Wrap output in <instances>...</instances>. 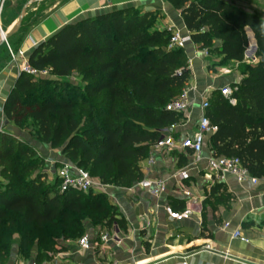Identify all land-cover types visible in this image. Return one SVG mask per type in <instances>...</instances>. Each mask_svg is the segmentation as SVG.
<instances>
[{"label":"trees","instance_id":"16d2710c","mask_svg":"<svg viewBox=\"0 0 264 264\" xmlns=\"http://www.w3.org/2000/svg\"><path fill=\"white\" fill-rule=\"evenodd\" d=\"M169 1L193 43L222 55L223 62H239L244 75L231 84L234 104L219 90L210 98L213 156L237 157L251 175L263 177L264 20L223 0ZM134 11L124 7L61 27L27 55L33 68L55 78L20 73L4 106L8 121L30 123L38 140L60 147L72 164L117 187L142 179L139 161L162 129L180 121L166 105L186 87L190 72L183 49H168L169 37L149 30L158 15ZM246 27L256 42L255 65L243 62ZM250 42L252 49V37ZM73 73L80 83L62 80ZM43 164L32 147L0 133V239L15 231L23 239L59 231L77 236L83 219L110 220L104 195L59 193L42 179Z\"/></svg>","mask_w":264,"mask_h":264},{"label":"crops","instance_id":"0c3cea01","mask_svg":"<svg viewBox=\"0 0 264 264\" xmlns=\"http://www.w3.org/2000/svg\"><path fill=\"white\" fill-rule=\"evenodd\" d=\"M26 1L0 0V30L5 33L11 30ZM223 1L254 13L231 0ZM121 5L143 6L144 12L158 10V22L163 28L189 32L180 11L163 0H56L44 18L21 30L20 35H16L18 31L0 46V133L13 136L37 152L44 160L41 168L44 180L49 179L54 164L68 160L62 152L50 153L48 144L32 136L36 135L33 127L28 130L27 125L18 127L6 119L5 102L19 76L18 67L7 58V49L21 47L29 55L64 25L120 9ZM245 31L252 33L248 27ZM253 42L256 44L254 35ZM220 45L219 39L214 40L215 47ZM204 49L207 48H201L192 41L183 49L190 71L186 88H191L192 104L187 119L176 123L175 138L190 136L195 130L200 117V103L196 110L195 102L198 98L201 101L208 89L217 91L224 85L238 84L244 76L232 67L239 62H223L222 55L211 52L205 56ZM253 51L255 55L252 58L244 53L245 64L258 62L256 49ZM193 117H196L194 121ZM213 132L207 133L197 161L188 149L175 147L157 151L153 144L149 146L148 155L138 164L142 178L166 182V190L160 196H151L135 187V183L117 187L103 184L94 177L96 186L89 192L105 196L111 209L110 220L83 219V231L71 237L59 231L53 236L41 233L23 239L15 231L10 239H0V264H28L31 261L40 264H264V180L239 182L231 174L220 179L210 174L207 162L213 157L209 144ZM150 155L154 157V163L144 173L146 159ZM184 167L189 169V184L201 206L190 218L175 221L167 216L164 206L170 205L176 210L183 207L182 197L173 191L172 174ZM236 230L244 240L233 237ZM103 234H108L110 240L104 243L100 239ZM83 235H88L91 241V248L86 250L78 245Z\"/></svg>","mask_w":264,"mask_h":264},{"label":"built area","instance_id":"2783aa9c","mask_svg":"<svg viewBox=\"0 0 264 264\" xmlns=\"http://www.w3.org/2000/svg\"><path fill=\"white\" fill-rule=\"evenodd\" d=\"M191 41L190 33H182L178 29L172 28L168 38V49H184L186 44ZM10 61L18 67L19 74L26 73L33 77H48L50 76L49 70L45 69L42 71L33 68L27 59V51L19 49L15 53L9 48ZM203 54L208 55V50L204 49ZM20 61V65H18ZM191 88H184L182 93L176 98L171 100L166 105V110L174 112L176 114L183 113L188 110L192 104L190 99ZM215 90L208 89L207 92L202 95L199 104L200 117L197 122L195 130L190 136H184L175 138L174 130L177 124H171L164 128L160 132V137L153 143V148L157 151H162L170 148H182L188 149L194 160L197 161L200 158V154L203 149L205 137L207 133L215 130V126H212L209 117L206 114L207 109L210 105V98ZM219 92L222 96L229 99L231 104L236 101L231 98L233 87L231 84L224 85L219 88ZM154 163V157L148 156L146 159V166L143 169L144 173L148 172ZM54 169L48 180L58 181V192L65 193L68 191H76L87 193L96 186V181L89 172L81 167L72 164L70 161H62L54 164ZM207 171L213 174L217 179H220L225 174L233 175L237 181L245 182L250 181L256 183L263 179V177H256L251 175L248 170L242 165L241 161L237 157H225V156H213L208 159ZM173 178V191L179 194L183 199V207L181 209H174L170 205L164 206V211L169 218L175 221H183L191 217L194 211H199L201 203L196 198L191 190L190 186V174L188 167L178 169L172 174ZM135 187L147 191L151 196L158 197L166 190V182L160 179H151L143 177L141 180L135 183ZM228 224H225L227 227ZM233 237H240L238 230L234 231ZM242 240L244 238L240 237ZM100 239L105 243L110 240L108 234L101 235ZM78 245L81 249L86 250L91 248V241L88 235H83L78 240ZM28 264H40L36 261H31Z\"/></svg>","mask_w":264,"mask_h":264},{"label":"rangeland","instance_id":"374dc122","mask_svg":"<svg viewBox=\"0 0 264 264\" xmlns=\"http://www.w3.org/2000/svg\"><path fill=\"white\" fill-rule=\"evenodd\" d=\"M163 1L171 3L169 0H163ZM231 1L236 3L242 9H246V10L248 9L250 11H253L254 14H256L257 16H259L260 18H262L264 20V0H231ZM55 3H56V0H45L44 2H42V3L38 4V5L29 6L26 9V11H25L26 14H25L24 20L22 22V27H21V29L19 30V32L16 35H20V31L21 30H23V29H25L27 27L35 25L39 20L44 18V16H46V14L49 12L50 8H52L53 4H55ZM121 7L124 8V7H127V6L126 5H121ZM34 8H35V10H33ZM134 8H135V11H134L135 13H143L144 12L143 6H134ZM151 11L153 12V14L159 15L158 10H151ZM100 13H102V12H100ZM158 19H159L158 16H157L156 19H153V25H152V27L149 30L153 31L154 29H156V30L160 29L161 31H163L166 34V36L169 37L171 30L170 29L167 30L165 27L163 28L161 26L160 22H158ZM250 33L251 32H246L247 43H248L246 50L249 51L248 56H247L248 58H252L255 55V53L253 51V48L251 49V42H250L251 41V36H250ZM10 49L15 53L16 51L21 49V47H18L16 49H14V48H10ZM7 58L10 60L9 48L7 49ZM18 63H19L18 65H20V61H18ZM232 67L234 69H236V70H240L241 65L237 64V63H234V64H232ZM45 78L53 79L55 77L50 75V76L45 77ZM34 79L39 80L41 78L34 77ZM62 80L66 81V82H69L71 84L80 83L79 78H78L76 73H73L70 76L63 78ZM51 87L52 86H50V85L49 86H45L43 88V90L46 91V93H47V92L50 91L49 89H52ZM182 91H181V93H182ZM174 99H176V98H174ZM199 103H200V99L198 98L197 101L195 102L196 110H197V107H198ZM190 111H191V108L189 107L187 111H185L183 113H180L179 114L180 115V120L181 121H185L187 119V116H189ZM195 118L193 117L191 119L194 121ZM26 125L28 126V130H30V127H32V125L30 123H27ZM32 136L36 137V135H34V134ZM49 150H50V153H53V152L54 153H60L61 152V148L60 147L53 148V147L49 146ZM45 184H47V185L54 184L55 187H57L58 186V181L54 182L52 180L46 179L45 180Z\"/></svg>","mask_w":264,"mask_h":264},{"label":"water","instance_id":"95a60500","mask_svg":"<svg viewBox=\"0 0 264 264\" xmlns=\"http://www.w3.org/2000/svg\"><path fill=\"white\" fill-rule=\"evenodd\" d=\"M44 0H27L20 8L19 13L17 15L15 24L13 26V29L7 33L3 32L2 30H0V46L5 44L13 35H15L21 28L22 26V22L25 16V11L26 9L33 5V4H38L43 2ZM248 30L250 31V28H248ZM250 36L253 39V35L252 33H250ZM253 48L254 50L256 49V44L253 43ZM245 53H249L248 50L245 51Z\"/></svg>","mask_w":264,"mask_h":264},{"label":"bare ground","instance_id":"6f19581e","mask_svg":"<svg viewBox=\"0 0 264 264\" xmlns=\"http://www.w3.org/2000/svg\"><path fill=\"white\" fill-rule=\"evenodd\" d=\"M12 29H13V27L11 28V30H12ZM11 30H10V31H11Z\"/></svg>","mask_w":264,"mask_h":264}]
</instances>
